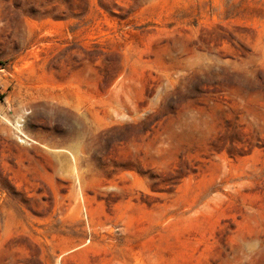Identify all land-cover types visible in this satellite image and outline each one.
I'll return each instance as SVG.
<instances>
[{
	"label": "rangeland",
	"instance_id": "374dc122",
	"mask_svg": "<svg viewBox=\"0 0 264 264\" xmlns=\"http://www.w3.org/2000/svg\"><path fill=\"white\" fill-rule=\"evenodd\" d=\"M0 264H264V0H0Z\"/></svg>",
	"mask_w": 264,
	"mask_h": 264
},
{
	"label": "bare ground",
	"instance_id": "6f19581e",
	"mask_svg": "<svg viewBox=\"0 0 264 264\" xmlns=\"http://www.w3.org/2000/svg\"><path fill=\"white\" fill-rule=\"evenodd\" d=\"M16 129L19 131L20 135L22 136V138L25 139V141L29 142L32 141L34 143H36L35 140L31 139L28 135H26L22 129V126L17 122L16 123Z\"/></svg>",
	"mask_w": 264,
	"mask_h": 264
}]
</instances>
